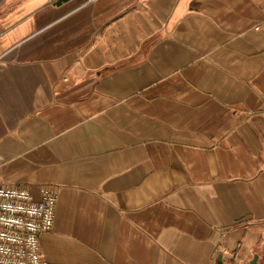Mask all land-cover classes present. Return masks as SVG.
Returning a JSON list of instances; mask_svg holds the SVG:
<instances>
[{
  "label": "crops",
  "instance_id": "0c3cea01",
  "mask_svg": "<svg viewBox=\"0 0 264 264\" xmlns=\"http://www.w3.org/2000/svg\"><path fill=\"white\" fill-rule=\"evenodd\" d=\"M0 185L51 264H264V0H0Z\"/></svg>",
  "mask_w": 264,
  "mask_h": 264
},
{
  "label": "built area",
  "instance_id": "2783aa9c",
  "mask_svg": "<svg viewBox=\"0 0 264 264\" xmlns=\"http://www.w3.org/2000/svg\"><path fill=\"white\" fill-rule=\"evenodd\" d=\"M57 202L46 186L36 200L27 188L0 185V264H51L41 237L53 228Z\"/></svg>",
  "mask_w": 264,
  "mask_h": 264
},
{
  "label": "water",
  "instance_id": "95a60500",
  "mask_svg": "<svg viewBox=\"0 0 264 264\" xmlns=\"http://www.w3.org/2000/svg\"><path fill=\"white\" fill-rule=\"evenodd\" d=\"M69 0H58V4H62L63 2H68ZM258 260H259V255L257 253H255L253 259L247 263V264H258ZM219 264H223L221 262V257L219 258ZM246 264V263H244Z\"/></svg>",
  "mask_w": 264,
  "mask_h": 264
}]
</instances>
